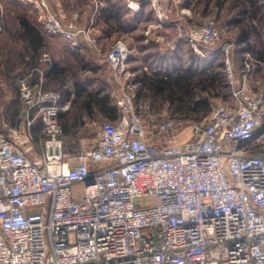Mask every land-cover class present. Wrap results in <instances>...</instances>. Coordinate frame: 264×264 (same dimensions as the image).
<instances>
[{
    "label": "built area",
    "instance_id": "1",
    "mask_svg": "<svg viewBox=\"0 0 264 264\" xmlns=\"http://www.w3.org/2000/svg\"><path fill=\"white\" fill-rule=\"evenodd\" d=\"M37 1L48 34L97 44L77 13L62 20ZM157 17L150 29L171 25L197 55L223 59L229 99L184 138L168 108L153 114L142 100L132 51L118 40L96 51L118 86L120 119L68 151L60 114L70 103L33 73L19 78L22 123L0 129V264H264V62L247 54L240 75L214 19Z\"/></svg>",
    "mask_w": 264,
    "mask_h": 264
},
{
    "label": "rangeland",
    "instance_id": "2",
    "mask_svg": "<svg viewBox=\"0 0 264 264\" xmlns=\"http://www.w3.org/2000/svg\"><path fill=\"white\" fill-rule=\"evenodd\" d=\"M49 8V11H52L56 13L62 20L68 21L73 13H77L80 16L81 20V14L78 10L70 12L68 16H61L52 8L50 7V3L48 0H44ZM157 8L155 9L156 14L157 10L163 11L167 9L164 5L159 4V0L155 3ZM259 4V5H258ZM257 7L259 9L257 10V13L253 11L255 9V6L252 8L251 3L248 2V0H201L200 4L198 0L194 1V6L192 5V11L198 10L199 7L205 5L206 6V15H207V21L210 19H214L219 27L221 38L220 42H227L231 41L234 43V50H233V58L235 56L236 67L240 68L242 70V63L243 61V52H250V54L259 60V55H264V0H258ZM200 5V6H199ZM249 5V6H248ZM75 9H78L77 7ZM202 8L201 10H203ZM17 13H23L27 17H29L31 20H33L39 27L45 31L43 27V21L45 12L44 10L36 3L28 1V0H0V20L3 19L6 22V25L11 32L9 34L8 31H4L3 33H0V62L5 64L8 61V55L10 54L7 52L8 48H13L14 52H17L21 46L22 43L19 41V39H16L15 42H12L11 34L12 32H15L17 29V23L15 20V15ZM255 13L254 17V24L252 27L247 23L249 21L248 18L252 16V14ZM242 18L240 21L241 23H236V20ZM190 25H198L197 23H191L188 22ZM0 29H2L0 25ZM1 32V30H0ZM46 33V32H45ZM47 39V48L44 52L45 55L52 59H57L60 61L61 58H67L64 56H67L65 53V44L57 39L55 36L49 37ZM243 37H247L246 44L244 43L242 47L239 46L241 43ZM62 38V37H61ZM63 39V38H62ZM118 41V40H117ZM116 41V42H117ZM115 42V43H116ZM114 43V44H115ZM97 46V45H96ZM102 49V48H101ZM111 49V48H110ZM109 49V50H110ZM108 51V50H105ZM64 52V53H63ZM44 56V55H43ZM92 55H88V59L86 60L87 63H89L90 67L89 70L92 72H88L89 76L93 79L91 83H95L98 80L97 85L103 89L102 94H106L111 99L112 103L116 105V95H119L118 86L114 83L113 79L111 78V71L109 68L103 64L98 65L100 67L96 68L94 67V62L91 58ZM98 61V53H94V56ZM12 63L15 65V67L12 69L11 72H6V70L0 66V129L6 130L5 125L11 124L15 125L17 123L18 126L22 123V117L18 116L13 120H10V109L12 110L13 105L16 103V91L18 92L19 86H18V80L22 76L26 75L27 73H31L29 68L25 65L21 64L20 62H17V57H14L13 55ZM205 58V57H203ZM202 56L197 58L196 61V67L194 69H181L178 70H171L172 73H174V76L181 75L183 72L194 74L197 78L201 77H208L209 79H214L213 85L221 84L222 87L219 89V94H221L220 97H217L213 99L211 109L212 107L217 103V101H227L229 98V88L227 86L226 82V67L223 59L221 58H211L207 59L205 58L206 62H202L203 60ZM68 61L67 63H71ZM93 65H92V64ZM195 66V65H193ZM244 67V66H243ZM74 69L76 73H80V77L78 76L76 79H81L82 82L85 80L88 82L90 81L88 77H85V72L80 69L79 65L77 64L76 57L74 55ZM199 69V70H198ZM238 74L241 75V73L238 72ZM170 75V74H169ZM173 78V76H170ZM95 81V82H94ZM262 82L264 84V77L262 78ZM90 89H94V85L89 87ZM150 91V90H149ZM144 85L141 83L139 84V94L143 101L148 102L151 106V109L153 110V114H161L162 110L164 108H168L169 111H171V115L179 122L181 133H184V138H187V129L189 126L196 122L201 121L202 119H198L197 117H189V116H183L174 113L175 106L169 102V100H165L166 95L163 96L161 93H156L154 96H152V92L150 94ZM92 92H96V90H92ZM207 95L206 93H204ZM117 106V105H116ZM118 108V106H117ZM73 106L70 105L69 109L67 111L72 112ZM119 109V108H118ZM74 110H76L74 106ZM66 112V111H65ZM120 112V111H119ZM122 117V116H121ZM120 118L116 120H110L108 118L102 117L101 115L97 114L95 118L88 119L86 117L84 119V123L79 124L77 127L74 128V135L73 139L74 141L78 142L79 146L81 147L80 141L83 139H89L92 140L96 136V128L97 125L100 123L110 121V122H117ZM148 119V117H146ZM158 119L161 121L163 117H158ZM14 122V123H13ZM65 139V138H64ZM77 144V145H78ZM257 147L264 148V128L261 129L258 133V141L256 143ZM78 146V148H79Z\"/></svg>",
    "mask_w": 264,
    "mask_h": 264
},
{
    "label": "crops",
    "instance_id": "3",
    "mask_svg": "<svg viewBox=\"0 0 264 264\" xmlns=\"http://www.w3.org/2000/svg\"><path fill=\"white\" fill-rule=\"evenodd\" d=\"M39 5L37 0H28ZM49 5L61 16H68L70 12L78 10L81 14V26L84 28H90L93 38H96V45L87 42L83 39L79 47H73L64 39L59 36H55L61 40L66 46V55L61 58L60 62L67 63L71 61L74 65V55L76 57L77 64H82L81 61L88 59V55L94 56L96 48H102L103 50H109L113 47L117 40H125L132 51V59L129 67L133 72L135 79L138 80V84L143 83L141 78L145 75H151V73H158L160 76H173L174 73L171 70L181 69H194L196 65V59L201 57L194 53L190 46L182 41L176 39V29L171 25H165L163 27L149 28L151 24L158 23V17L156 14L154 0H135L140 2L141 8L138 12H131L127 5L119 0H48ZM195 0H159V4H162L167 9L169 19L172 22H178L180 20L197 23L198 25L204 24L207 21L206 6H200L199 9L192 11V5ZM199 4L201 0H198ZM78 9H75V8ZM193 7H195L193 5ZM204 8L203 10H201ZM1 30V29H0ZM50 37V36H49ZM244 43H240L242 47ZM244 66V59L250 52L242 51ZM64 53V52H63ZM43 62L49 58L43 54ZM94 67H100L98 65L96 56L92 57ZM26 59H29V55L26 54ZM203 58V57H202ZM81 59V61H78ZM83 59V60H82ZM235 60V56H234ZM202 62H206L203 58ZM90 62L87 64L89 65ZM92 64V63H91ZM92 64V65H93ZM195 65V66H193ZM235 65L236 61H235ZM242 70L236 67L237 72L243 73ZM80 69L81 66L79 65ZM87 69H82L85 72V77H88L90 81H84L83 83L88 87L94 85V89L102 91L99 86L98 80L95 83H91L93 79L87 74L92 72ZM199 70V69H198ZM44 71V70H43ZM40 71L39 83H46L45 72ZM170 74V75H169ZM80 77V73H77ZM81 81V79H78ZM82 82V81H81ZM230 97V90H229ZM228 97V98H229ZM216 98V97H215ZM153 111V110H152ZM22 114V113H21ZM86 118V117H85ZM84 118V119H85ZM89 119V118H88ZM18 125H5L6 130ZM41 130V125L36 126L37 133Z\"/></svg>",
    "mask_w": 264,
    "mask_h": 264
},
{
    "label": "trees",
    "instance_id": "4",
    "mask_svg": "<svg viewBox=\"0 0 264 264\" xmlns=\"http://www.w3.org/2000/svg\"><path fill=\"white\" fill-rule=\"evenodd\" d=\"M251 3L254 12L257 13L259 7H257L258 0H248ZM259 5V4H258ZM249 6V5H248ZM255 13L248 18L247 22L251 27L254 24ZM242 18L236 20V23H241ZM17 23V29L12 32L11 39L15 42L16 39L21 41L22 46L14 52L13 48H8V61L3 64L0 62L6 72L13 71L15 65L12 63L13 55L17 57V62L25 65L33 73L32 83L39 84L40 71L46 74V83H43V88L47 91H58L62 94L63 101L69 102L73 106L72 112L66 111L60 114V123L64 130V142L68 151L79 150L81 147L78 142L72 140L74 135V128L79 124L84 123V118H95L97 114L110 120H116L120 118L119 109L112 103L108 95L102 94V91L92 92L88 90V87L76 79L78 77L74 65L71 63H62L57 59L48 58L43 62V54L47 48L48 34L42 30L37 23L31 20L23 13H17L15 15ZM0 25L2 27L1 32L8 31L11 33L6 25V22L1 19ZM46 32V33H45ZM53 35H50L52 37ZM242 43L247 42V37H243ZM26 54L30 57L27 60ZM259 60L264 62V55H259ZM83 60V59H82ZM78 61H81L79 59ZM79 63L81 69H87L88 64L84 60ZM29 74V73H27ZM208 77L197 78L194 74L183 72L181 75L174 76H160L158 73H151V75H145L141 78L142 84L150 92L152 96L156 93H161L165 97V100H169L174 108V113L181 117H197L198 119L206 118L211 112V105L215 97H220L219 89L221 84L213 85L214 79ZM19 86V85H18ZM206 93L207 95H205ZM16 103L10 109V120H13L20 116L24 108V102L21 98L20 91H16ZM74 106L76 110H74ZM82 122V123H81ZM14 123V122H13ZM17 125V123L15 124ZM41 125V130L37 133L36 126ZM35 133L38 136H42V119L38 118L35 123ZM78 144V145H77ZM79 146V148H78Z\"/></svg>",
    "mask_w": 264,
    "mask_h": 264
}]
</instances>
